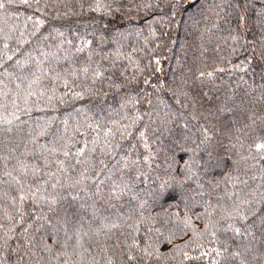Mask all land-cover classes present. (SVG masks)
<instances>
[{
  "label": "snow or ice",
  "instance_id": "6c2138e0",
  "mask_svg": "<svg viewBox=\"0 0 264 264\" xmlns=\"http://www.w3.org/2000/svg\"><path fill=\"white\" fill-rule=\"evenodd\" d=\"M17 3L31 7L28 0H0V68L4 69L0 75L8 77V83L0 79V264H168L176 255L182 261L211 256L210 264H264V68L259 85L253 81L240 100H236L235 93L226 95L217 108L219 112H232L234 108L227 106L231 101L234 107L246 110L258 96L261 114L257 116L249 110L245 117L247 123L230 133L236 141L233 147L247 146V155L241 159L251 160V167H258V182L249 187L247 181H242L245 188L225 190L216 204L207 202L204 229L198 231L192 226V237L183 244L173 243L175 235L164 234L160 228L148 227L141 237V226L155 221L145 216L147 201L140 193L145 192L153 201H161L170 189L176 186L183 189L190 181L195 180L203 187L199 184L201 175L207 176L214 169L227 166L219 152L220 145L212 144L213 132L201 125L203 135L191 140L194 146L187 147L190 137L185 136L183 142L176 141L168 149L165 174L163 178L158 177L155 190L138 191L136 182L144 175L139 171L141 157H132L131 150L127 155L122 154L120 141L132 135L130 129L142 118L138 109L140 100L126 94L118 103L119 111L107 103L109 91H122L127 83L121 82L110 70L117 67L115 59L110 60L109 67L102 62L109 60L102 50L109 37L96 27L100 21L93 19L85 24L83 31L66 34L54 22L37 16L29 30L27 20L33 17H26L21 26L18 18L22 14L11 11ZM63 6L67 9L65 16L74 11L68 3ZM78 6L81 12L87 7L89 12L107 16L121 10L117 0H93L87 5L78 0ZM190 6L189 0H165L163 7L168 9V15L156 19L169 22ZM51 7L57 8L56 3ZM135 7L149 9L161 4L159 0L156 4L149 0ZM234 7L239 9L240 4ZM37 10L44 11L38 4ZM60 15L57 10L53 19ZM258 16V23L264 25V4ZM244 19L241 12V22ZM46 24L49 30L41 34ZM102 27L106 29L107 25ZM149 30L156 34L154 28ZM230 39L233 41L231 53H236L235 45L244 46L240 41L245 38L239 32ZM260 39L259 49L253 42V54L247 59L258 57L264 64V35ZM29 45L32 46L26 47ZM120 55L117 51L116 56ZM156 60L159 64V57ZM206 60L203 57L195 70L194 79L201 82L214 80L217 72L224 71L216 61L209 65ZM10 61L13 71L5 67ZM243 66L247 69L250 64L243 63ZM120 74L123 76V72ZM143 83L149 84V79ZM257 90V96L248 99ZM181 95L191 99L192 118L198 120L196 98L188 91ZM86 97L90 102L97 101L98 119L86 117L85 123L77 121L70 129L67 114L61 121L62 128L56 126L55 115L33 118L34 110L55 111L59 105ZM176 103H180L179 98ZM129 105L135 109V115H128ZM76 111L88 112V107L81 105ZM120 112L124 113L120 119L110 118L119 116ZM208 114L214 115L211 111ZM168 120L169 113H164L163 122ZM139 137L149 152L142 160L150 167L155 153L148 142L146 127L139 131ZM229 143L232 144L231 139ZM180 152L187 158L179 157ZM251 178L256 180V175ZM144 179L147 182L146 176ZM229 182L234 184L232 180ZM125 195L137 203L124 201ZM189 225L190 218L186 215L185 227ZM205 236L215 241V247L195 257L183 251L189 245L203 249L205 244L200 241ZM165 243L172 245L167 252L161 251Z\"/></svg>",
  "mask_w": 264,
  "mask_h": 264
},
{
  "label": "trees",
  "instance_id": "16d2710c",
  "mask_svg": "<svg viewBox=\"0 0 264 264\" xmlns=\"http://www.w3.org/2000/svg\"><path fill=\"white\" fill-rule=\"evenodd\" d=\"M28 2L31 7L17 3L11 11L22 14L18 18L21 26L25 23L26 17H33V20H27L29 30L32 29L37 16L49 23L54 22L57 27L65 30L66 34H70L72 31H83L85 24H90L93 19L100 21L96 27L100 28L106 37H109L108 41L102 45V50L109 56V60L102 62L105 67H109L110 60L115 59L117 67L110 70L115 72L121 82L127 83L126 88L119 92L105 89L109 91L107 103L119 111L118 103L121 97L126 94L134 95L140 100L138 109L142 118L130 129L132 135L120 141L122 154L127 155L131 150L132 157H141L139 171L144 175L140 176L136 182L138 191L140 189L155 190L159 184L158 177L163 178L165 174V157L168 154V149L176 141L183 142L185 136L190 137L187 147L194 146L191 140H196L203 135L200 131L201 125L208 127L213 132L212 144L220 145L219 152L227 161V166L214 169L207 176L201 175L199 184L203 187H199L193 180L188 182L183 189L179 186L170 189L167 197L161 201H153L151 197L145 195V192L140 193L141 198L147 201L144 208L145 216H149L155 221V223L149 222L141 226V237L148 227L160 228L164 234L171 232L175 235L173 243L183 244L185 240L192 237V226H195L198 231L204 229L207 202L211 201L212 204H216L225 190L245 188L242 181H247L249 187L258 182V167H251V160L241 159L247 155V146L245 145L244 148H240L239 145L233 147L236 141L230 135L234 132L235 127L247 123L245 117L249 110L255 111L257 116L261 114L258 90L248 97L251 99L253 96H257V100L253 104H248L246 110H242L239 106L234 107L231 101L227 103V106L234 108L232 112H219L217 108L225 101L226 95L235 93L236 100H240L244 93L249 91L248 86L253 81L257 85L261 83V69L264 68V64L258 57H254L251 61L247 57L253 54V42L257 50L259 49L260 37L264 35V25L258 23V10L264 4V0H189L191 6L187 8V11H181L169 22L156 19L168 15V9L163 7L165 0H159L161 7L149 9L135 7L147 3L149 0H117L121 10L120 12L113 11L111 16L89 12L87 7L81 12L78 0H28ZM83 2L87 5L93 0H83ZM106 2H110V0H106ZM150 2L156 4L157 0H150ZM53 3H56L57 8L51 7ZM65 3L74 8V11L66 16L63 15L67 11L63 6ZM37 4L44 10L43 12L37 10ZM235 4H240V8H235ZM46 5L48 6L46 7ZM229 5H233V7H229ZM57 10L61 15L54 20ZM241 12L245 17L243 22L240 20ZM103 25H107V28L104 29ZM150 28L155 29V35L150 32ZM48 30V24L44 25L41 34ZM138 30L139 35L137 34ZM237 32L245 38L240 41V44L244 46L235 45L237 51L233 54L230 48L233 41L230 36ZM98 36L99 32H97ZM245 40L248 43H245ZM117 51L121 53L119 57L116 56ZM157 57H159V64H157ZM203 57H207L205 63L212 65L213 61H216L224 69L223 72H217L214 80L205 79L201 82L194 79L195 70L200 66ZM222 57L224 59H221ZM99 58L97 57V59ZM242 62L250 64V67L245 69ZM12 63L10 61L5 65L9 71L14 70L11 66ZM233 65H239V67H233ZM3 70L0 68V73H3ZM121 72H123V76H121ZM133 77L135 80H132ZM0 79L8 83V77L0 75ZM144 79H149V84L145 85ZM184 80L188 81L187 84L184 83ZM61 91H63L62 88ZM184 91H188L190 96L196 98V114L200 117L198 120L192 118V101L189 97L181 95ZM174 92L177 94L176 96L173 95ZM145 93L150 95H145ZM177 98L180 99L179 104L176 103ZM149 101L151 104L148 103ZM96 103L95 99L90 102L86 97L59 105L55 111L52 109L34 110L32 115L34 119L38 116L55 115L57 117L56 126L62 128L61 121L67 114L71 129L77 121L85 123L86 117L89 119L99 118V112L95 107ZM184 104L188 106L183 107ZM81 105L87 106L88 112L76 111ZM105 111L107 112V108ZM209 111L214 115H209ZM127 112L129 116L135 115L132 105L127 107ZM89 113L92 114L90 117ZM164 113H169L167 123L163 122ZM123 114L120 112L119 116L112 115L110 118L120 119ZM22 119H26V117H22ZM234 121L235 123H233ZM121 123H129V121L121 120ZM257 123L259 124V121ZM185 124L188 125L187 128H185ZM145 127L151 150L155 153L151 158L150 167L147 162L142 160V157L148 155L149 152L144 148L139 137V131L145 130ZM230 139L232 144L229 143ZM225 150H228L226 155ZM178 156L187 158L183 152L178 153ZM233 161L238 163L234 164ZM253 175H256V180L251 178ZM145 176L147 182H145ZM229 180L234 181V184ZM217 184H219L218 188ZM124 201L137 203L132 201L128 195H125ZM208 211L211 209L209 208ZM0 215H2V210H0ZM186 215L190 218L188 227H185ZM152 235L156 234L152 233ZM223 238L222 236L221 239ZM200 242L205 244L203 249L189 245L183 251H187L190 256L195 257L200 256L201 251L206 252L210 247H215V241H211L208 236H205ZM238 242L234 241V243ZM171 247V244L165 243L162 245L161 251L167 252ZM211 255L214 256V253ZM210 259L211 256H205L202 259L182 261V257L176 255L175 260L170 259L168 264H210Z\"/></svg>",
  "mask_w": 264,
  "mask_h": 264
}]
</instances>
